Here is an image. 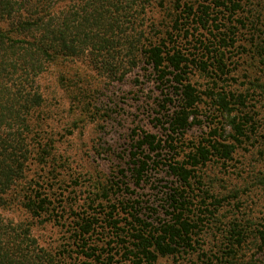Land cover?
<instances>
[{
    "label": "trees",
    "instance_id": "trees-1",
    "mask_svg": "<svg viewBox=\"0 0 264 264\" xmlns=\"http://www.w3.org/2000/svg\"><path fill=\"white\" fill-rule=\"evenodd\" d=\"M151 4L152 0H0V264H66L70 250L51 251L33 233L35 222L55 215L53 187L44 186L47 177L40 181L28 175L33 167L45 165L49 149L56 147L54 134L46 129L51 113L40 78L53 64L81 59L110 85L137 70L143 72L162 95L157 98L156 118L166 132V145L153 133H135L139 137L130 152V179L122 182L124 192L151 184L149 173L162 164L179 185L164 187L166 215L159 220L146 215L133 196L123 195L103 207L101 227L108 230L110 240L102 249L93 243L98 219L75 213L78 221L68 237L77 259L74 264H156L162 257L195 255L198 249L197 264H264V217L253 219L243 213L248 191L259 192L264 200V165L253 166L247 178L241 174L244 185L231 190L225 186L221 192H216L214 181L207 186L196 175L214 162L226 169L256 133L247 95L219 85L232 73L225 49L235 44L229 33H236L222 31L218 16L212 17L216 11L231 18L251 4L249 0H197V4L177 0L171 22L158 32L159 37L152 34L156 25L148 23ZM180 37L194 43V51L180 49ZM195 74L206 80V87L193 80ZM82 81L78 82H87ZM75 97L78 101L79 94ZM87 103L86 108L92 101ZM205 104L216 112L217 121L209 117L215 127L192 145L183 161H175L174 143L202 126L200 109ZM227 128L229 137L224 136ZM162 156L171 158L163 161ZM256 158L264 160V144L260 143ZM120 172L128 178L124 170ZM197 177L199 200L190 193ZM107 189L102 188L103 197ZM16 206L27 214L25 219L4 214ZM209 225L220 230L213 235L221 243L214 253L197 247L199 231ZM249 244L256 248L251 254L246 252Z\"/></svg>",
    "mask_w": 264,
    "mask_h": 264
},
{
    "label": "rangeland",
    "instance_id": "rangeland-1",
    "mask_svg": "<svg viewBox=\"0 0 264 264\" xmlns=\"http://www.w3.org/2000/svg\"><path fill=\"white\" fill-rule=\"evenodd\" d=\"M176 1L152 0L153 4L148 10L147 17L149 24L152 22L156 25V30L152 33L154 36L163 30L164 26L170 24L173 11H176ZM180 2L197 4V0H180ZM249 3L251 6L231 18L228 14L216 11L212 15L214 18L218 16L219 28L222 31L228 32L231 29L236 33L235 36L229 33L230 38L235 39V44L225 49L228 56L227 65L232 73L225 76L224 81L219 82V85L227 86L236 94L247 95V111L254 119L256 130L253 138L238 150L235 160L227 165V170L215 162L197 170L196 175L201 177L200 180L204 185L209 186L212 181L215 182L216 192H221L225 186L231 190L235 186L244 185V179H240V175L244 174L243 177L247 178L253 166L264 165V160L256 158L260 143L264 144L262 138L264 137V0H249ZM238 20L243 21L245 26L237 22ZM199 33L210 36L207 30L200 29ZM193 45L191 41L180 37V49L192 51ZM258 53H262L263 56L260 57ZM142 75L143 72L137 70L129 74L123 82L110 85L91 69L86 59H81L68 64H53L40 78V85L51 113L49 128L46 129L50 134H54L56 147L49 149L47 163L33 167L28 176L40 178V181L47 177L49 182L47 184L44 182V186L53 187L50 193L54 194L56 210L54 216H45V221L35 222L33 233L39 243L51 251L70 250L71 259L67 254L66 264L77 262L68 240L72 227L76 226L78 221L75 213L80 217L98 219L100 227L96 228L93 243L102 249L110 240L105 234L108 230L101 227L105 225L103 207H110V204L121 200L123 195L125 198L133 196V199L140 202L138 206L146 215L159 220L166 215L165 208L162 207L165 204L164 193L167 191L164 187L179 185L175 178L167 175L166 168L162 164L155 172L149 173L151 184L146 182L133 192H124L126 186L122 182H129L130 179V152L132 145L135 144L134 141L139 137L135 133L138 135L153 133L163 140V146L166 145L164 140L168 139L163 125L156 118L157 98L160 99L162 96L160 90L151 77ZM137 77L140 78L138 81ZM226 77H229L227 81ZM82 80H87L84 82L85 85L78 82H83ZM193 80L198 81L203 88L207 85L206 80L199 74H195ZM95 89L99 91L94 93ZM72 90L75 94H79L78 101ZM86 101H92L88 108L84 107L88 104ZM212 112L208 104L203 105L200 109L202 126L190 130L184 138L174 143L175 161H183L191 151L192 145L207 137L212 127H215L209 117L217 121V115L215 111ZM219 127L221 128V125ZM226 130L224 136L229 137L230 128ZM220 132L222 133V129ZM165 153L164 151L163 155ZM166 157L162 156V160L171 158ZM121 170L126 172L128 178L122 177ZM197 180L198 177L192 180L190 193L199 200L202 194ZM103 187H108L106 197L101 194ZM244 198L246 206L243 213L253 219L264 217V204H261L264 200L259 192L248 191ZM146 207L154 210L148 211ZM229 211L228 209L225 214H229ZM4 214L14 220L27 217V214L17 206L5 210ZM219 231L214 226L203 227L196 237L199 243L197 247H203L207 253L216 252L221 247H219L221 243L217 244L213 235L218 236ZM254 249H256L254 245L249 244L246 252L251 254ZM198 253H201L199 249ZM197 254L162 257L156 264H197L200 262ZM257 257L263 260L262 255Z\"/></svg>",
    "mask_w": 264,
    "mask_h": 264
}]
</instances>
